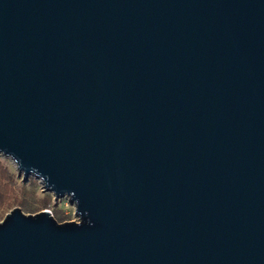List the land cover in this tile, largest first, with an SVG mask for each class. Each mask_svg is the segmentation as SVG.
Wrapping results in <instances>:
<instances>
[{"label": "water", "instance_id": "obj_1", "mask_svg": "<svg viewBox=\"0 0 264 264\" xmlns=\"http://www.w3.org/2000/svg\"><path fill=\"white\" fill-rule=\"evenodd\" d=\"M0 156V264H264V0H0Z\"/></svg>", "mask_w": 264, "mask_h": 264}, {"label": "rangeland", "instance_id": "obj_2", "mask_svg": "<svg viewBox=\"0 0 264 264\" xmlns=\"http://www.w3.org/2000/svg\"><path fill=\"white\" fill-rule=\"evenodd\" d=\"M0 161L12 176V185L16 198L20 199L24 203L23 206H27V208L21 207V205L17 204L15 201L12 202L9 207L0 206V219L4 216L5 212L15 205L19 206L24 213H34L39 209L46 208L56 220V216L60 215L59 220L57 221L78 219V217L74 214V205L66 195L58 197L54 200L51 192L46 191L43 188L37 177L32 174H28L27 177L23 179L21 178V175L16 173L14 165L9 158L0 156ZM42 201H44L45 204H43Z\"/></svg>", "mask_w": 264, "mask_h": 264}, {"label": "trees", "instance_id": "obj_3", "mask_svg": "<svg viewBox=\"0 0 264 264\" xmlns=\"http://www.w3.org/2000/svg\"><path fill=\"white\" fill-rule=\"evenodd\" d=\"M12 184V176L0 161V206L9 207V205H11V203L15 201L17 202V204L21 205V207L27 208V206H23L24 203L20 199L16 198ZM42 203L45 204L44 201H42ZM56 217L57 220H59L60 215Z\"/></svg>", "mask_w": 264, "mask_h": 264}]
</instances>
